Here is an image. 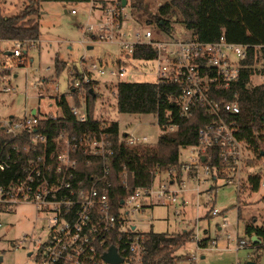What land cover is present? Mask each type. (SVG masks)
I'll use <instances>...</instances> for the list:
<instances>
[{"label": "built area", "instance_id": "1", "mask_svg": "<svg viewBox=\"0 0 264 264\" xmlns=\"http://www.w3.org/2000/svg\"><path fill=\"white\" fill-rule=\"evenodd\" d=\"M122 3L107 4L95 10L101 13L97 22L84 28L90 42L97 41L118 45L121 57L119 67L110 74L120 82H129L135 64H151L153 83L172 84L181 87L176 99L180 117L190 119L199 108H204L213 121L199 131V144L194 146L195 157L185 165V170L200 185L213 178L221 184H236L240 191L241 180L234 179L241 169L244 150L249 145L236 136V123L228 122L227 116L239 115L237 94L228 99L230 92L239 83L247 49L229 43L223 36L216 43H201L194 37L176 40L158 36L150 29L127 26L129 14ZM72 14H76L73 10ZM11 47L2 48L4 44ZM28 43L0 41V88L10 91L5 71H10V60L23 64ZM146 50L150 56L134 57L136 50ZM145 51V52H146ZM123 59H128L122 65ZM133 64V66H132ZM88 71L80 65L69 71L71 96L81 94L87 85H95L92 73L104 75V63H91ZM44 100L55 106V112L33 110L24 116H11L0 122V208L13 209L22 204L33 206L39 217L46 221L45 240L39 239L35 257L36 264H110L104 255L116 247L123 258L120 264H144L147 254L146 238L130 223V216L153 206H162L169 201L175 204L181 190H174L178 181L176 170H151L152 183L148 188H135L122 201L117 211L110 199L112 141L110 125L101 124L97 130L76 133L67 127L53 128L64 119L60 106L63 98L58 88ZM70 113L77 124L88 122L87 104L71 106ZM52 121L51 125L48 121ZM176 126H167L162 133L176 131ZM128 146L148 143L147 138L138 139L125 135ZM219 149L224 168L212 169L206 164L208 151ZM211 155L207 157L211 159ZM203 158L205 160L203 161ZM85 167V168H84ZM133 175V174H132ZM169 180L163 181L162 176ZM131 173L123 167L120 178L129 189ZM238 191V193H239ZM213 214H218L214 211ZM227 228L224 223L221 229ZM231 239L230 235H227ZM200 242V241H199ZM198 242V244H199ZM116 243V244H114ZM212 245L217 246L215 240ZM237 250L253 248V240H237Z\"/></svg>", "mask_w": 264, "mask_h": 264}, {"label": "rangeland", "instance_id": "2", "mask_svg": "<svg viewBox=\"0 0 264 264\" xmlns=\"http://www.w3.org/2000/svg\"><path fill=\"white\" fill-rule=\"evenodd\" d=\"M29 0H0L1 14L13 16L26 6ZM109 3L118 0H100ZM26 2V3H24ZM164 0H147L149 11L153 14L158 11ZM75 10L76 14L71 12ZM125 12L129 14L126 19L127 26L140 29H150L158 36L167 34L158 31L155 24L149 25V17L134 14L131 0H127ZM101 13L93 8L90 3L64 4L55 2H42L40 5L41 39L34 49H28V54L23 57V66L10 60V71L7 75L8 93L3 92L5 84L0 88V122L6 121L11 116L21 117L33 110L39 112V107L44 113L55 112L56 108L47 101H40L38 95H43L44 100L54 94L58 88L60 96H66L70 106H75L74 97L71 96L72 88L69 71L76 70L81 65L85 71L91 63H104V75L92 73L98 81L93 85L94 97L98 98L95 104L94 117L103 124H119L120 135H133L138 139L147 138L148 144L158 142L162 129L159 127L154 115H129L121 114L117 109L116 87L119 79L110 73L117 70L121 57L118 45L93 41L90 42L85 35L84 28L95 23ZM172 36L176 40L192 37L190 31L185 30L179 22H173ZM4 44L2 48L11 47ZM120 56V57H119ZM65 63V69L56 74L55 59ZM128 59H123L126 65ZM133 66V64H132ZM137 74L128 76L129 82L152 83L151 64L143 66L135 64ZM256 67L261 69L259 63ZM264 76L255 75L251 79V87L261 85ZM79 95V103L84 107L87 100L84 92ZM264 136V131L262 132ZM264 149V144L261 146ZM194 147H185L180 151L179 168L182 170L180 181L172 187L181 190L178 201L170 204L169 201L162 206H153L143 212L130 216V223L141 233L180 234L193 231L195 239L178 252L181 256L180 264H264V250L255 253L254 248L245 247L237 250V240L249 242L245 235V227L249 222L256 226L264 227V181L257 193L238 195L236 184H221L213 178L201 176L205 185H200L184 169L185 165L195 157ZM254 150H244V159L241 169L234 179L246 180L250 175H256L264 169V156L258 158ZM163 181L169 180L168 175H163ZM217 211L218 214H213ZM226 223L227 228L220 227ZM46 221H43L36 209L28 204H22L13 209L0 208V264H36L35 257L39 239L45 240ZM230 235L231 239L227 238ZM210 238L215 240L217 246L211 241L207 248H200L198 242Z\"/></svg>", "mask_w": 264, "mask_h": 264}, {"label": "trees", "instance_id": "3", "mask_svg": "<svg viewBox=\"0 0 264 264\" xmlns=\"http://www.w3.org/2000/svg\"><path fill=\"white\" fill-rule=\"evenodd\" d=\"M123 0H118L122 3ZM42 2L64 4H86L93 0H29L19 13L13 16H3L0 6V41H20L28 43V49H34L41 39V28L38 22L40 5ZM106 2H93V8L105 7ZM134 14L141 13L149 17L148 24H155L158 31L172 35L173 22H179L185 30L192 33V37L201 43L218 42L225 37L229 43L242 45L247 49V58L243 61V70L239 83L225 95L230 99L237 94L240 114L227 116L228 122H235L236 136L245 141L250 149L260 158L264 156V81L261 85L251 87V79L255 75L264 76V0H164L156 13L149 11L147 0H131ZM172 37V36H171ZM146 50H136L137 59L150 56ZM261 64V69L256 67ZM24 63L20 66H23ZM56 74L65 69V63L57 57L55 59ZM5 75L9 74L6 70ZM93 85L84 88L87 100L88 122L77 124L75 117L70 113V104L66 98L60 106L64 111V119L53 123V128L67 127L76 133L94 131L102 124L95 115V104L98 98L90 94ZM117 109L121 114L154 115L159 127L163 130L167 126H176L174 132L162 133L155 145L148 143L137 146H128L124 142L125 136L120 135L119 124L110 125L112 141L110 199L114 210L117 211L123 199L135 188H148L153 180L151 170L155 167L161 171L176 170L177 179L181 178L179 168L180 151L185 147H194L199 144V131L213 121L212 116L202 107H199L190 119L182 118L179 114L176 99L181 93V87L172 84L120 82L116 87ZM75 104L79 103V95L73 94ZM52 121H48L51 125ZM4 143L0 138V146ZM212 156L209 160L207 157ZM258 157V158H259ZM206 164L212 169L218 168L221 172L224 165L219 157V149L208 151ZM126 166L131 176L129 189L122 185L120 174ZM85 168V167H84ZM133 174V175H132ZM0 179V184L8 180ZM264 181V169L256 175H250L240 185L239 196L259 192ZM181 182V181H180ZM146 238L147 254L144 264H180L181 256L178 252L195 239L193 231L180 234L142 233ZM245 235L253 241V248L257 256L264 250V227L249 222L245 227ZM210 238L199 242L200 248H207ZM116 244V243H114ZM117 246V244H116ZM261 256L259 255V258ZM256 264V263H254Z\"/></svg>", "mask_w": 264, "mask_h": 264}, {"label": "water", "instance_id": "4", "mask_svg": "<svg viewBox=\"0 0 264 264\" xmlns=\"http://www.w3.org/2000/svg\"><path fill=\"white\" fill-rule=\"evenodd\" d=\"M123 7H127V0L122 1ZM90 94L94 96L93 90H90ZM205 158H203V161ZM253 241H255L253 239ZM104 260L110 264H120L123 262V258L119 255L118 250L116 247H112L109 251L104 255ZM2 259L0 258V262ZM248 264H254L253 262H249Z\"/></svg>", "mask_w": 264, "mask_h": 264}, {"label": "crops", "instance_id": "5", "mask_svg": "<svg viewBox=\"0 0 264 264\" xmlns=\"http://www.w3.org/2000/svg\"><path fill=\"white\" fill-rule=\"evenodd\" d=\"M94 1H97V2H100V0H93V2ZM93 2H91L90 4H92L93 5ZM103 2H105V1H103ZM118 2V1H117ZM24 3H26V2H24ZM106 3H108V4H111V3H109V2H106ZM113 3H116V2H113ZM39 43V42H38ZM253 239L257 242L258 240H257V238H255V237H253Z\"/></svg>", "mask_w": 264, "mask_h": 264}]
</instances>
